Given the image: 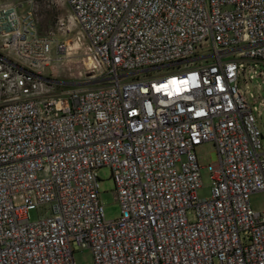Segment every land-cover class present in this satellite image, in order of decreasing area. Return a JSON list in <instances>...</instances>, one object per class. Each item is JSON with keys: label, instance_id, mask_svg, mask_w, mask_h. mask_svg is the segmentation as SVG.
<instances>
[{"label": "built area", "instance_id": "obj_1", "mask_svg": "<svg viewBox=\"0 0 264 264\" xmlns=\"http://www.w3.org/2000/svg\"><path fill=\"white\" fill-rule=\"evenodd\" d=\"M61 1L89 65L71 80L90 85L55 90L40 71L69 47L36 32L31 0H0V264H73L72 247L90 264H264V211L247 202L264 192V149L236 86L239 67L264 65V0Z\"/></svg>", "mask_w": 264, "mask_h": 264}, {"label": "rangeland", "instance_id": "obj_2", "mask_svg": "<svg viewBox=\"0 0 264 264\" xmlns=\"http://www.w3.org/2000/svg\"><path fill=\"white\" fill-rule=\"evenodd\" d=\"M8 4H20L16 12H22L26 9L25 1L27 0H2ZM31 7L34 13V26L35 30L40 35H47L62 42L65 46L69 47L67 50L68 55L60 62H52L50 64L51 70L48 68L40 71V78L44 80H51L53 88L60 90L65 86L64 83L72 82V77L75 72H79L81 77H87L89 72L83 68L81 57L82 46L84 42L80 40L79 46L71 45L77 29L67 20L68 9L61 0H31ZM56 21L62 22L67 27V32L61 33L56 31ZM8 60L12 57L8 56ZM249 71L246 73L242 67H239V73L236 79V86L243 96L246 104L249 107L250 114L253 117L254 125L261 136V148L264 149V65L259 63L248 64ZM244 67V65H243ZM245 68V67H244ZM164 69L159 71L163 72ZM35 71V70H33ZM49 73H51L49 75ZM94 74L103 73L102 70L93 72ZM198 170V183L199 187L195 191L196 199H207L209 195L210 181L208 174L204 170V166L212 161V146L210 143H201L193 149ZM98 180L97 183V199L101 206L102 216L104 220H114L117 218V205L113 198L112 183L109 178V172L106 168H100L95 173ZM18 199L15 198L13 203H17ZM248 206L253 212L264 211V192H254L248 195ZM45 206L37 207L26 213L28 222L34 221L42 216ZM71 259L73 264H90V253L87 249L71 248Z\"/></svg>", "mask_w": 264, "mask_h": 264}, {"label": "water", "instance_id": "obj_3", "mask_svg": "<svg viewBox=\"0 0 264 264\" xmlns=\"http://www.w3.org/2000/svg\"><path fill=\"white\" fill-rule=\"evenodd\" d=\"M82 65H83V68L85 70H88L89 69V65L87 63V60L85 58H83L82 60ZM49 70H51V68L49 67ZM51 73H49L50 75ZM65 86H82V85H90L89 83H85V82H69V83H64Z\"/></svg>", "mask_w": 264, "mask_h": 264}, {"label": "trees", "instance_id": "obj_4", "mask_svg": "<svg viewBox=\"0 0 264 264\" xmlns=\"http://www.w3.org/2000/svg\"><path fill=\"white\" fill-rule=\"evenodd\" d=\"M40 35V34H39Z\"/></svg>", "mask_w": 264, "mask_h": 264}]
</instances>
